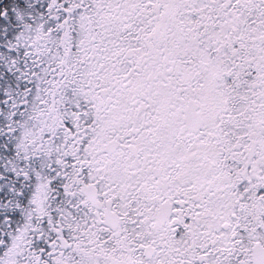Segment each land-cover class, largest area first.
<instances>
[{"label": "snow or ice", "instance_id": "1", "mask_svg": "<svg viewBox=\"0 0 264 264\" xmlns=\"http://www.w3.org/2000/svg\"><path fill=\"white\" fill-rule=\"evenodd\" d=\"M0 264H264V0H0Z\"/></svg>", "mask_w": 264, "mask_h": 264}]
</instances>
